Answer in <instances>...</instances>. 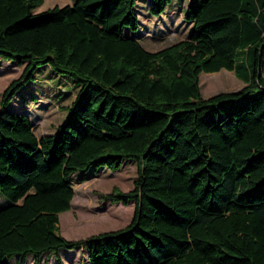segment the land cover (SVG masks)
<instances>
[{"label": "trees", "instance_id": "obj_1", "mask_svg": "<svg viewBox=\"0 0 264 264\" xmlns=\"http://www.w3.org/2000/svg\"><path fill=\"white\" fill-rule=\"evenodd\" d=\"M42 2L0 0V59L24 65L0 94V192L11 200L0 207V264L61 247L83 248L90 264H264V0H189L191 31L157 50L131 33L136 0L37 11ZM45 64L78 88L37 136L10 102ZM221 68L244 84L202 97L200 73ZM126 158L138 164L134 185L107 196L134 201L131 221L62 235L72 175Z\"/></svg>", "mask_w": 264, "mask_h": 264}, {"label": "rangeland", "instance_id": "obj_2", "mask_svg": "<svg viewBox=\"0 0 264 264\" xmlns=\"http://www.w3.org/2000/svg\"><path fill=\"white\" fill-rule=\"evenodd\" d=\"M71 1L43 0L36 10ZM188 3L189 0H169L165 3L164 11L154 15L149 11L152 0H136L135 12L139 26L131 33L148 50H157L186 38L191 31V24L183 18ZM23 66L10 59H0V94L13 78L20 75ZM243 84L244 81L233 70L226 68L201 72L199 75L202 97L236 90ZM77 88L72 78L55 72L49 64L40 65L34 71L33 80L25 83L13 96L10 108L27 112L34 133L40 136L52 132L60 123ZM137 172V162L126 158L117 169L98 166L95 170H89L88 178L84 181H78L79 172L74 173V195L70 208L59 213V232L68 239L81 238L129 223L135 210L134 201L130 200L127 204L121 200L113 201L107 194L113 188L122 191L131 189ZM8 203L11 200L0 192V207ZM59 258L61 264H90L85 260V250L81 247H61L57 254H42L37 262L33 253L26 257L8 258L7 261L10 264H60Z\"/></svg>", "mask_w": 264, "mask_h": 264}]
</instances>
